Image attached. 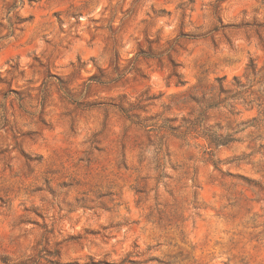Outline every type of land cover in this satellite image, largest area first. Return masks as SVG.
<instances>
[{"label": "rangeland", "instance_id": "374dc122", "mask_svg": "<svg viewBox=\"0 0 264 264\" xmlns=\"http://www.w3.org/2000/svg\"><path fill=\"white\" fill-rule=\"evenodd\" d=\"M0 264H264V0H0Z\"/></svg>", "mask_w": 264, "mask_h": 264}, {"label": "trees", "instance_id": "16d2710c", "mask_svg": "<svg viewBox=\"0 0 264 264\" xmlns=\"http://www.w3.org/2000/svg\"><path fill=\"white\" fill-rule=\"evenodd\" d=\"M174 76L178 78V85H184V82L182 81L181 76L176 71H174ZM90 81L97 82V83H103L99 79H96V78H92L90 79ZM65 92L66 94L71 95L70 92H68L66 89H65ZM208 138L210 140V143L217 147L227 146L228 144L232 143L235 140L228 135L223 137V136H218L217 134L209 135Z\"/></svg>", "mask_w": 264, "mask_h": 264}]
</instances>
